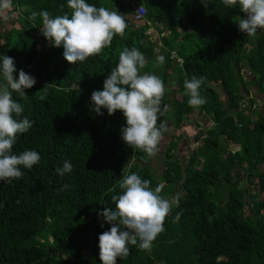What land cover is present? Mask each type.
I'll list each match as a JSON object with an SVG mask.
<instances>
[{"label":"trees","instance_id":"obj_1","mask_svg":"<svg viewBox=\"0 0 264 264\" xmlns=\"http://www.w3.org/2000/svg\"><path fill=\"white\" fill-rule=\"evenodd\" d=\"M131 1L145 9L143 20L130 23L124 15V36L80 64L67 62L63 47L42 35L41 17H32L45 9L52 18L70 16L67 0H12L14 9L0 15L1 27V17L16 11L20 26L0 33V53L14 59L17 73L23 69L36 79L24 97L13 93L24 109L21 118L33 126L12 151L35 150L41 157L31 170L21 169L22 178L0 182V264H102L98 236L110 225L97 213L115 208L112 197L130 173L149 180L152 189L159 186L170 212L151 253L129 244V255L117 264H264V29L254 36L240 32L237 22L245 14L221 0L207 7L200 0ZM87 2L132 12L121 0ZM151 28L160 36L158 53L159 43L146 34ZM12 33L18 36L14 44ZM133 47L146 59L140 74H154L163 85L174 75L177 83L171 116L164 91L157 126L170 119L178 128L194 111L213 123L184 166L174 158V137L158 180L150 157L121 140L122 112L96 115L89 105L120 52ZM174 51L181 67L171 58ZM159 55L163 65L156 62ZM173 67L177 73L169 74ZM193 76L203 78L206 103L199 107L188 104L184 88ZM65 160L73 169L59 176L55 170Z\"/></svg>","mask_w":264,"mask_h":264},{"label":"clouds","instance_id":"obj_2","mask_svg":"<svg viewBox=\"0 0 264 264\" xmlns=\"http://www.w3.org/2000/svg\"><path fill=\"white\" fill-rule=\"evenodd\" d=\"M200 3L207 7L212 0H200ZM221 3L228 9L238 7L245 14L237 22L240 32L254 36L258 29H264V0H221ZM11 6L12 0H0V15ZM67 6L72 10L70 16L52 18L46 9L32 13L33 18L41 17L42 35L51 46L63 47L67 62L83 63L110 46L115 36H124L127 24L118 11L97 7L87 0H67ZM156 62L163 65L165 57L157 56ZM145 64V56L137 48L123 49L118 63L104 79L102 90L92 92L89 105L96 115H103L105 110L108 115L121 111L125 118L120 135L123 143L152 157L166 130L162 121L157 126L164 85L154 74H140ZM14 73H17L14 59L0 53V182L8 183L22 178L21 169L31 170L41 159L35 150H25L19 155L12 151L18 136L33 126L27 117L21 118L24 109L13 99V93L24 97L25 90L36 84V79L23 69L18 71L17 77ZM202 83L203 78L195 76L184 82L188 104L192 107L206 103L200 94ZM72 169L71 161L65 160L55 171L64 176ZM120 188L121 193L112 197L115 208L97 213L110 225L109 230L98 236L102 264H117V258H126L129 244L138 243L139 250L151 253L153 242L164 230L163 222L170 212L169 201L159 195L160 187L152 189L149 180L135 173L125 175Z\"/></svg>","mask_w":264,"mask_h":264},{"label":"rangeland","instance_id":"obj_3","mask_svg":"<svg viewBox=\"0 0 264 264\" xmlns=\"http://www.w3.org/2000/svg\"><path fill=\"white\" fill-rule=\"evenodd\" d=\"M13 9H14V6H11V8L8 9V11L9 10H13ZM8 11L6 13L12 14V16L14 18H16V16H17V12L16 11L15 12H8ZM9 14H8L7 17H8V21H10L11 23L10 24H4V25L2 24V26L0 27V33L1 34H3L4 32H6L7 30H9L12 26L20 27L18 24L16 25V21L15 20H12V21L10 20V17L11 16H9ZM148 32H147V34H148ZM156 33L157 32L154 30V33L152 31H150L149 34H151L153 36L152 39H153V41L155 43H159L158 42L159 41L158 39H159L160 36L158 35V33L157 34ZM151 35H149V36H151ZM17 37L18 36H17L16 33H14V34L12 33V36L9 39L10 43L11 44H14V42L17 39ZM158 45L160 46V43ZM153 67H155V66H153V63H152L151 65H149V70L151 71L153 69ZM157 70H159V68ZM174 71H176V70L174 69ZM247 78H250V77H247ZM176 88H177V85H176ZM166 92L168 94V97H170L168 99L171 100V97H173V99H174V94L176 93V91L174 92L173 90H168ZM257 98L259 99L260 97L257 96ZM187 119H189V117ZM198 119L200 120L201 118L198 117ZM185 121L178 128H175L172 125V127L174 128L173 131L170 129V127L166 126L163 123L166 126V130L163 131V133L165 135L166 134L167 135H170L171 132H172V135H174L175 137H177V136H180L181 137V141H178L179 142V149H178V151L176 153H174V158H175V160L180 161L183 166L187 163L188 157L190 156L192 150L195 149L198 146V144H200L202 138L204 137L205 131L208 130L209 128H211V126H212L210 124V120H209V121H203V123L200 124L199 126L196 125L195 126L196 128L194 127V125H192L191 128H190V127H187L188 126V123L185 122ZM186 123H187V125H186ZM185 126H186L187 129H184ZM199 134H200L199 138L201 140H199V142L197 141L198 143L196 142L195 143V146H194V142H190L189 140L191 138H194V137L197 138V135H199ZM163 142H159V146H158V150H157L156 155L153 156V157H150V161H151L150 162V166H151V169H152V174L155 175V177L157 176L156 177L157 180L160 177V175H161V173L163 172V169H164L165 151L167 149V145L165 144V137H164ZM229 149L232 152H235V151H238L239 150V147L238 146H232ZM243 185H245V183H243ZM165 199L169 201L168 198H165ZM263 216H264V213H263Z\"/></svg>","mask_w":264,"mask_h":264},{"label":"crops","instance_id":"obj_4","mask_svg":"<svg viewBox=\"0 0 264 264\" xmlns=\"http://www.w3.org/2000/svg\"><path fill=\"white\" fill-rule=\"evenodd\" d=\"M122 1V0H121ZM134 2V1H133ZM134 4H137V5H140V4H138V3H136V2H134ZM18 14V13H17ZM8 13H6V15L4 16V17H1V20H2V24L4 25V24H10L11 22L10 21H8ZM9 16H11L10 17V20L12 21V20H15L16 21V18H14L12 15H9ZM2 24H1V26H2ZM13 27V26H12ZM154 30L155 29H153V28H151V30L150 31H152L153 33H154ZM149 31V30H148ZM147 31V32H148ZM150 31L148 32V34L150 33ZM156 31V30H155ZM147 32H146V34H147ZM157 34V33H156ZM149 35H151V34H149ZM158 36V35H157ZM152 35L151 36H149L148 38H149V40H152L153 41V39H152ZM159 37V36H158ZM156 49H157V53H158V49H159V45L156 47ZM175 66H178V65H176L175 64ZM178 67H180V66H178ZM174 68L175 67H173L171 70H168V72H169V74H175V73H177V70L176 71H174ZM172 79V80H171ZM176 85H177V83H176V81H175V77H174V75H171L170 76V78L168 79V84L166 83L165 85H164V91H168V90H173L174 92L175 91H177V88H176ZM169 87V88H168ZM171 88V89H170ZM168 98H170V97H168ZM172 99H173V97H171V100L169 99V102H168V104L166 105V110L168 111V113H169V115L171 116V109H172ZM171 102V103H170ZM189 117V119H187ZM198 117L199 118H201L200 120L198 119ZM186 120V121H185ZM202 120V121H201ZM187 122L188 123V126L187 127H190L191 128V126L192 125H194V127L197 125V126H199L200 124H202L203 123V121H209V118H207L206 116H205V114H204V112H202V113H199V112H192L191 114H190V116H183V122ZM162 122L166 125V126H168V127H170V129L173 131V127H172V123H173V121H171L170 119H167V120H162ZM183 122L181 123V124H183ZM187 123H186V125H187ZM171 124V125H170ZM210 124L213 126V123L210 121ZM211 126V127H212ZM196 128V127H195ZM184 129H187L186 128V126H185V128ZM170 132V131H169ZM206 132V131H205ZM205 134V133H204ZM172 132H171V134L170 135H165L164 133L162 134V138H161V140H160V142H163V140H164V137H165V144L167 145V149H168V146L171 144V142L172 141H174V135H172ZM169 136V137H168ZM171 136V137H170ZM199 136H200V134L199 135H197V138H191L189 141L190 142H194V146H195V143L198 141L199 142V140H201L200 138H199ZM179 141H181V137L179 136ZM197 142V143H198ZM164 143V142H163ZM158 146H159V144H158ZM167 149H166V151H167ZM178 149H179V147H178ZM178 149H177V151H178ZM166 151H165V153H166ZM193 151V150H192ZM192 153V152H191ZM189 158V157H188Z\"/></svg>","mask_w":264,"mask_h":264},{"label":"built area","instance_id":"obj_5","mask_svg":"<svg viewBox=\"0 0 264 264\" xmlns=\"http://www.w3.org/2000/svg\"><path fill=\"white\" fill-rule=\"evenodd\" d=\"M122 3L127 4V5L130 4L129 0H122ZM130 5L132 8V12L130 14H128L127 10L120 11L119 13L122 15H130V18H131L130 23H136L137 24L143 20L145 14H146V11L143 8V6L134 4V2H132ZM147 36H149V34H147ZM171 58H172V60H174L175 64H177L178 66H182L183 60L177 55V53L175 51L172 52Z\"/></svg>","mask_w":264,"mask_h":264},{"label":"water","instance_id":"obj_6","mask_svg":"<svg viewBox=\"0 0 264 264\" xmlns=\"http://www.w3.org/2000/svg\"><path fill=\"white\" fill-rule=\"evenodd\" d=\"M201 160H197L196 167L198 168L200 166Z\"/></svg>","mask_w":264,"mask_h":264}]
</instances>
